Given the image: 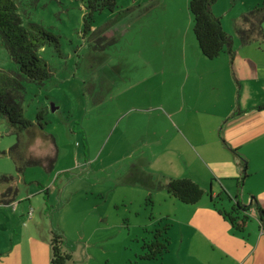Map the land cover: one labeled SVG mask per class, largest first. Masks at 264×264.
<instances>
[{"label":"rangeland","instance_id":"1","mask_svg":"<svg viewBox=\"0 0 264 264\" xmlns=\"http://www.w3.org/2000/svg\"><path fill=\"white\" fill-rule=\"evenodd\" d=\"M116 1L114 10L94 13L91 30L84 25L87 0L19 1L24 21L42 23L61 36L60 52L42 49L51 75L44 83L26 82L24 104L33 119L48 107L49 123L29 151L46 162L47 156L56 158L52 165H29L20 173L7 152L17 135L0 119V175H13L19 188L16 210L0 204V250L20 243L25 254L31 234L50 246L57 231L72 254L65 264H204L198 233L188 222L190 206L167 192L175 173L188 177L191 168L179 159L177 167L167 162L164 149L173 130L165 131V109L181 95L186 54L193 75L195 67L207 74L217 60L192 62L201 50L189 0ZM263 2L217 0L213 10L241 43L236 28L242 15ZM103 25L106 35L93 34ZM250 42L254 52L264 53V41ZM0 69H16L1 39ZM50 134L54 139L45 137ZM224 207L237 216L231 203ZM246 213L260 217L256 208ZM164 226H169V251L162 258H141L144 242Z\"/></svg>","mask_w":264,"mask_h":264},{"label":"crops","instance_id":"2","mask_svg":"<svg viewBox=\"0 0 264 264\" xmlns=\"http://www.w3.org/2000/svg\"><path fill=\"white\" fill-rule=\"evenodd\" d=\"M258 40L264 41V36ZM233 43V56L226 49L214 58L202 51L191 57L195 66L205 64L202 58L217 60L209 71L205 70L208 75L203 69L196 71V67L193 75L185 55L187 75L181 95L178 100L170 99L165 109L169 126L165 131L173 130V138L167 142L164 155L173 166L177 159L182 164L190 163L188 177L204 188L203 197L188 204L189 213H193L188 222L195 226L199 249L205 256L202 263L264 264L260 217L248 215L255 221L248 218L238 227L220 212L221 204L230 212L224 207L226 202L231 206L252 203V208L264 209V53L254 52L252 42ZM191 78L193 84L189 85ZM185 109L189 113L185 114ZM175 174V178L185 177ZM18 202L11 203L13 209H17ZM247 211L237 210V220ZM49 247L51 242L49 246L41 236L31 234L25 254L24 246L15 243L7 252L0 250V256L13 259L8 264H51Z\"/></svg>","mask_w":264,"mask_h":264},{"label":"trees","instance_id":"3","mask_svg":"<svg viewBox=\"0 0 264 264\" xmlns=\"http://www.w3.org/2000/svg\"><path fill=\"white\" fill-rule=\"evenodd\" d=\"M20 0H0V39L3 47L16 63L15 70L0 69V119L7 120L10 129L17 135V140L8 150V154L14 160L17 170L22 173L29 165H52L56 158L47 156V162L43 158L29 151L30 143L35 139L39 129H44L49 123L47 115L48 107H41L33 119L26 115V82L44 83L50 78V68L41 51L47 46H53L61 51V36L47 28L44 24L35 21H24L20 11ZM217 0H189V8L194 19V34L202 53L208 58L217 57L228 49L234 55L233 36L229 34L219 16L214 13L213 5ZM89 11L84 16L86 30H91L94 13L105 8L114 10L117 7L116 0H87ZM264 2L241 18L237 26V33L241 42L246 44L256 37L264 36ZM107 26L103 25L93 29V34L106 35ZM104 37V36H103ZM25 134V135H24ZM46 138L54 139L50 135ZM13 175H0V204H11L17 199L19 188L14 183ZM48 193V188H44ZM168 192L187 204L197 203L204 195V188L197 181L189 177L171 178L167 183ZM252 203L243 205L238 202L234 210L247 211ZM33 210L31 207L30 211ZM262 225L264 226V209L257 207ZM29 211V212H30ZM220 212L241 227L248 220L244 214L241 219L232 215V212ZM237 220V222H236ZM169 226H164L156 231V236L150 242H144L146 249L141 258H162L169 251L170 238L166 234ZM264 228V227H263ZM52 257L51 264H65L72 258V254L64 249L63 235L53 231L51 237Z\"/></svg>","mask_w":264,"mask_h":264},{"label":"built area","instance_id":"4","mask_svg":"<svg viewBox=\"0 0 264 264\" xmlns=\"http://www.w3.org/2000/svg\"><path fill=\"white\" fill-rule=\"evenodd\" d=\"M30 213L32 214V210L30 211ZM264 230V229H263Z\"/></svg>","mask_w":264,"mask_h":264},{"label":"water","instance_id":"5","mask_svg":"<svg viewBox=\"0 0 264 264\" xmlns=\"http://www.w3.org/2000/svg\"><path fill=\"white\" fill-rule=\"evenodd\" d=\"M232 210H234V208ZM230 212H232V211H230Z\"/></svg>","mask_w":264,"mask_h":264}]
</instances>
